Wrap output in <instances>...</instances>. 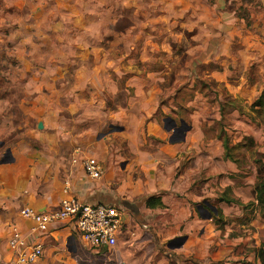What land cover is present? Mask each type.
<instances>
[{"label":"rangeland","instance_id":"1","mask_svg":"<svg viewBox=\"0 0 264 264\" xmlns=\"http://www.w3.org/2000/svg\"><path fill=\"white\" fill-rule=\"evenodd\" d=\"M165 119L192 130L172 175L180 193L229 201L214 225L235 244L218 263L257 264L264 0H0V185L25 180L42 151L57 158L72 147L140 173L135 147L162 142ZM155 158L146 155L144 171L161 173ZM155 231L142 235L158 240ZM163 250L168 264H204L182 247ZM100 253L97 264H124L118 249Z\"/></svg>","mask_w":264,"mask_h":264},{"label":"crops","instance_id":"2","mask_svg":"<svg viewBox=\"0 0 264 264\" xmlns=\"http://www.w3.org/2000/svg\"><path fill=\"white\" fill-rule=\"evenodd\" d=\"M243 88H246L245 85ZM126 108L127 113L137 110L141 112L139 108L137 110ZM163 129L165 135H163L164 132L159 131V127L157 129L158 136H163L162 142L156 141L157 145L152 146L140 144L135 147L136 151L134 149L135 156L131 171L135 172L137 168H140L142 173L130 174L128 171L125 176L123 172H118L112 164L106 169L103 166L104 172L100 178L91 179L83 172L79 163L72 162L74 154L72 147L67 154L65 152L57 158H54L55 155L50 157V153L42 151L41 158L34 161L29 171L30 175L25 180H17L15 183L4 186L1 184L0 264H17L14 252L8 245L12 226L18 228L27 244L40 243L42 246V256L31 264L98 263V257L103 250L87 245L72 222L53 221L43 232L33 230L35 226L33 219L25 218L20 214V210L25 206L39 211L54 212L59 208L60 200L66 195L76 196L87 203H102L124 209L122 235L117 246L119 258L124 264H136L139 261L141 264H150L154 260L159 264H168L167 259L172 255L168 253L169 251L165 252L163 248L175 249L168 247V242L179 236H185V240L176 248L182 247L184 254L192 255L195 262L203 261L204 264L219 262L220 256L233 250L230 244H235V240L230 241L227 238L218 240L220 230L215 228V219L212 216L210 218L201 217L197 205L201 204L198 202L207 201L216 207V211L218 208L222 214H225L228 203L221 199L217 200L219 203L216 204L208 199L199 201L200 197L196 193L189 191L184 194L180 193L181 186H183L182 179L179 174L174 175L175 177L172 175L175 174L174 170L176 171L181 161L178 153L182 152L184 147H186L185 150H191L189 143L187 146L189 141L187 137L191 135L192 130L185 132L183 140H176L172 128L167 130L163 125ZM82 151L104 160L97 153L84 148ZM146 155L154 158L155 156L160 157L164 160L163 162H166L165 166L161 165V173L150 174L144 171L145 167L141 161H144ZM192 167L193 165L189 164L188 167L183 168L181 174L184 180ZM150 168L148 170H152V167ZM144 175L145 179H143ZM66 183L69 186L68 193L64 192ZM152 195L161 197L160 208L157 205L146 208V199ZM124 202L136 207L137 211L129 209ZM236 204L239 205L238 202ZM149 216L152 220L148 218ZM134 218L137 219L138 224L134 222ZM149 227L153 231L156 229L158 240L151 241L143 237V230ZM181 232H185V235H178ZM257 264H261L259 260Z\"/></svg>","mask_w":264,"mask_h":264},{"label":"built area","instance_id":"3","mask_svg":"<svg viewBox=\"0 0 264 264\" xmlns=\"http://www.w3.org/2000/svg\"><path fill=\"white\" fill-rule=\"evenodd\" d=\"M72 156L73 163H79L83 172L91 179H98L104 172L103 164L96 156L84 153L75 147ZM68 183L64 192L68 193ZM25 218L35 222L33 230L46 231L49 223L57 220H68L79 232L83 241L92 248L105 249L110 254L115 252L117 239L122 235L123 214L122 207L87 203L73 195H66L60 200L59 208L54 212L39 211L25 206L20 210ZM8 245L13 250L17 264H31L43 254L40 243L27 244L24 236L17 227L10 228Z\"/></svg>","mask_w":264,"mask_h":264},{"label":"water","instance_id":"4","mask_svg":"<svg viewBox=\"0 0 264 264\" xmlns=\"http://www.w3.org/2000/svg\"><path fill=\"white\" fill-rule=\"evenodd\" d=\"M169 121L168 119H165L164 120V128L169 130V129H174V135L175 136H179L176 138V140H183L184 139V136H185V132L186 130L188 129V126L185 125V122L183 120H181V125L179 127H176V124L173 120L169 121V123L167 122ZM38 128H42V123L39 122L38 124ZM3 143L0 142V146L2 145ZM10 155V152L9 150L7 151L6 153V156ZM125 206H127L129 209L133 210V211H137V208L134 207L133 205H129L127 202H124ZM197 209L200 213V216L203 217V218H210L212 216V214H216V207L212 204H210L209 202L207 201H203V203L197 205ZM185 240V236H179V237H176L172 240H170L168 242V247L170 248H176L178 246H180Z\"/></svg>","mask_w":264,"mask_h":264},{"label":"trees","instance_id":"5","mask_svg":"<svg viewBox=\"0 0 264 264\" xmlns=\"http://www.w3.org/2000/svg\"><path fill=\"white\" fill-rule=\"evenodd\" d=\"M259 98L254 102L257 103L259 102ZM224 200V199H221ZM254 200L256 201V205L255 207L258 209L259 211V215L264 219V178L262 180H260V182L256 185L255 187V194H254ZM227 203L229 201L224 200ZM160 202V197L157 195H152L149 196L146 199L145 205L146 207H154L156 205H158ZM217 213L213 214L212 217L215 219L216 222L222 221V213L221 210L217 208ZM223 226V223H222ZM220 225H218V227H222ZM103 251H105V249H102ZM256 258L259 260V262L261 264H264V246L261 245L256 252ZM213 264H221V263H213Z\"/></svg>","mask_w":264,"mask_h":264}]
</instances>
